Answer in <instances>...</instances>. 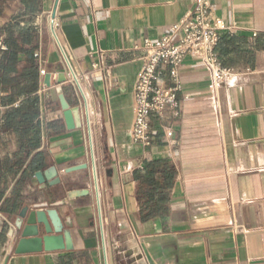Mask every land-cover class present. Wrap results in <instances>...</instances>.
<instances>
[{
  "label": "crops",
  "instance_id": "1",
  "mask_svg": "<svg viewBox=\"0 0 264 264\" xmlns=\"http://www.w3.org/2000/svg\"><path fill=\"white\" fill-rule=\"evenodd\" d=\"M192 1L41 0V12L31 16L18 0L6 1L0 15L3 42L5 27L13 22L14 42L35 31L33 96L40 101L41 143L34 153L46 155L42 171L55 168L60 184L40 190L34 178L15 213L0 209V264H264V0H211L213 15L238 27L217 47L231 76L212 91L200 60L185 57L178 115L150 118V146L131 141L134 85L142 64L136 48L164 36ZM48 12L59 22L56 38L45 19ZM93 64L103 70L93 71ZM15 67L10 77L27 67L24 54L16 56ZM168 74L166 67L167 84ZM61 75L65 81L58 83ZM18 82L22 89L26 82ZM58 87L69 108L79 109L80 129H67ZM9 94L5 88L0 97ZM24 98L18 95L13 105ZM17 149L15 141L0 149V162ZM159 159L169 160L176 172L169 213L141 223L133 173ZM8 185L0 205L10 197V179ZM74 191L87 194L69 199ZM42 202L61 203L56 210L71 250L15 255L8 235L14 218L23 205Z\"/></svg>",
  "mask_w": 264,
  "mask_h": 264
},
{
  "label": "trees",
  "instance_id": "2",
  "mask_svg": "<svg viewBox=\"0 0 264 264\" xmlns=\"http://www.w3.org/2000/svg\"><path fill=\"white\" fill-rule=\"evenodd\" d=\"M7 0H0V15ZM21 10L26 15H35L41 12V0H18ZM13 22L5 27L8 39L4 41L6 51L0 52L5 60V67L0 65V92L9 88L7 97H0V149L6 148L11 141L18 144L16 152L5 157L0 162V201L8 189V180L13 182L10 197L0 205L5 213H15L23 194L33 184L36 172L42 171L46 166V155L43 152L34 153L41 143V128L39 123L40 101L33 96L37 88L38 68L34 64L33 48L35 44V31L27 30L20 34L19 42H14ZM225 37V36H224ZM229 37V36H227ZM22 53L27 59V67L17 77H10L14 73L16 56ZM26 83L20 89L18 80ZM25 98L18 106L13 104L18 95ZM175 169L167 159L145 162L142 170L133 173L136 182V195L138 197V220L146 223L162 220L169 213V192L175 180Z\"/></svg>",
  "mask_w": 264,
  "mask_h": 264
},
{
  "label": "built area",
  "instance_id": "3",
  "mask_svg": "<svg viewBox=\"0 0 264 264\" xmlns=\"http://www.w3.org/2000/svg\"><path fill=\"white\" fill-rule=\"evenodd\" d=\"M51 34L56 38L59 22L53 13L46 14ZM237 24L230 25L213 15L211 0H193L191 9L167 33L156 41L144 40L141 68L138 72L133 92V122L131 141L143 147L150 146V118H161L165 115H178L177 94L181 90L179 79L180 67L187 56L196 57L210 77L209 88L216 91L232 74L230 68L223 65L217 54V47L224 36L233 37ZM258 33L253 32L252 37ZM6 46L0 36V52ZM34 58L40 59L39 53ZM168 67L167 84L163 80V69ZM93 71H102L98 64L92 65ZM39 74L45 75L40 67ZM72 81L80 87V81ZM45 85H42L44 91ZM168 137L170 133L166 134Z\"/></svg>",
  "mask_w": 264,
  "mask_h": 264
},
{
  "label": "water",
  "instance_id": "4",
  "mask_svg": "<svg viewBox=\"0 0 264 264\" xmlns=\"http://www.w3.org/2000/svg\"><path fill=\"white\" fill-rule=\"evenodd\" d=\"M65 81L64 75L58 79V83ZM45 84L49 86V75L45 76ZM59 94L63 118L68 130L81 128L80 112L78 108H69L61 95V88L56 89ZM85 169L84 167H73L66 169V174ZM39 189L46 186L54 187L60 184V179L55 168L50 167L44 171L36 172L34 175ZM86 191L69 192V199L86 195ZM61 203L42 202L34 204L31 208L23 205L13 220L8 235L12 237L11 250L14 248L15 255H24L40 252H54L71 250L68 231L58 215L56 207Z\"/></svg>",
  "mask_w": 264,
  "mask_h": 264
},
{
  "label": "rangeland",
  "instance_id": "5",
  "mask_svg": "<svg viewBox=\"0 0 264 264\" xmlns=\"http://www.w3.org/2000/svg\"><path fill=\"white\" fill-rule=\"evenodd\" d=\"M46 16V15H45ZM46 21H47V18L45 17Z\"/></svg>",
  "mask_w": 264,
  "mask_h": 264
}]
</instances>
